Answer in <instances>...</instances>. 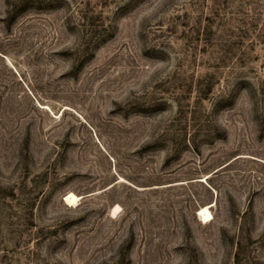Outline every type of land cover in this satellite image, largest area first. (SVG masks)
<instances>
[{
  "label": "rangeland",
  "instance_id": "rangeland-1",
  "mask_svg": "<svg viewBox=\"0 0 264 264\" xmlns=\"http://www.w3.org/2000/svg\"><path fill=\"white\" fill-rule=\"evenodd\" d=\"M0 264H264V0H0Z\"/></svg>",
  "mask_w": 264,
  "mask_h": 264
},
{
  "label": "bare ground",
  "instance_id": "bare-ground-1",
  "mask_svg": "<svg viewBox=\"0 0 264 264\" xmlns=\"http://www.w3.org/2000/svg\"><path fill=\"white\" fill-rule=\"evenodd\" d=\"M120 178L123 179V177H120ZM63 199H64V202L66 204L75 205V204H77L79 197L74 191L69 190L64 194ZM211 204H212V202L204 204L197 209L198 210L197 214L199 215V218L202 222H206L212 217V213L210 210ZM117 207H118V205H115V207L113 208V211H112L113 213L116 211ZM112 212H110V213H112Z\"/></svg>",
  "mask_w": 264,
  "mask_h": 264
},
{
  "label": "trees",
  "instance_id": "trees-1",
  "mask_svg": "<svg viewBox=\"0 0 264 264\" xmlns=\"http://www.w3.org/2000/svg\"><path fill=\"white\" fill-rule=\"evenodd\" d=\"M21 1V4L23 3V2H26L27 0H20ZM16 6H18V5H16ZM21 6H23V5H21Z\"/></svg>",
  "mask_w": 264,
  "mask_h": 264
}]
</instances>
